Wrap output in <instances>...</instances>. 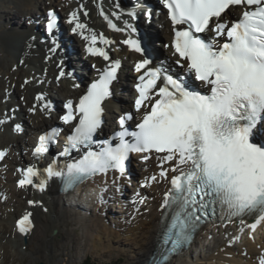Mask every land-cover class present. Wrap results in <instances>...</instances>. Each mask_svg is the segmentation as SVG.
<instances>
[{
    "label": "snow or ice",
    "instance_id": "snow-or-ice-1",
    "mask_svg": "<svg viewBox=\"0 0 264 264\" xmlns=\"http://www.w3.org/2000/svg\"><path fill=\"white\" fill-rule=\"evenodd\" d=\"M162 3L173 25L171 47L179 57L175 63L182 67L186 63L187 73L194 74L203 91L169 74L164 67H151L149 58L139 60L135 71L142 74L135 86L138 93L135 108L140 110L147 104L150 110L145 111L134 130L126 127L132 115L122 116L121 130L101 143L94 137L102 126L103 104L111 95L110 85L121 66L120 60H114L88 86L75 110L72 101L66 104L63 122L71 124L78 116L64 150L58 154L69 162L57 165L53 161L43 174L29 166L20 170L22 178L18 181L21 188L32 186L43 192L50 181L59 180L63 189L68 190L110 172L124 177L126 162L133 153L145 154L144 160L153 153L163 154L158 155L161 161L158 177L170 185L159 205L164 246L153 257L152 264H168L170 254L191 241L202 216L215 215L217 210L228 222L239 219L242 225L239 231L247 228L251 239L255 238L258 226L264 225V141L257 139L264 137V0H162ZM236 6L244 9L240 17L231 22L223 19L227 10ZM101 15L110 28L122 31L103 10ZM68 23L74 24L73 33L79 32L90 41L87 51L91 55L109 59L108 52L96 44L98 39L105 45L110 40L103 34L84 36L86 25L79 22L76 12L70 14ZM127 27L133 33L137 31L130 24ZM46 28L49 33L57 28L54 11L48 13ZM206 33L214 35L206 39ZM123 43L141 54L148 49L145 37L129 38ZM4 123L5 120H0V124ZM16 130H21L19 124ZM58 132L53 129L41 135L34 155L48 152ZM5 155V151H0V159ZM168 162L172 166L164 167ZM119 177H113V184ZM158 177H146L141 188L158 183ZM34 178H39L38 182ZM146 199L137 192L133 204H143ZM98 200L104 203L102 195ZM28 204L36 206L40 202L29 200ZM32 215L25 211L16 221L19 233L29 234L33 230ZM246 218H252L253 222L246 223ZM238 239L233 237L229 242ZM256 264H264V250L258 254Z\"/></svg>",
    "mask_w": 264,
    "mask_h": 264
},
{
    "label": "bare ground",
    "instance_id": "bare-ground-1",
    "mask_svg": "<svg viewBox=\"0 0 264 264\" xmlns=\"http://www.w3.org/2000/svg\"><path fill=\"white\" fill-rule=\"evenodd\" d=\"M147 2L152 3L154 6L152 21H148L146 17L141 18V13L144 15L145 10H148ZM46 4L49 6H46ZM54 5L57 7L56 11L62 16L60 21L62 27L67 25L70 29L66 19L70 17L71 13L76 12L79 21L86 24L83 32L87 33L89 37L93 33L99 37V30H102L104 35L111 39V45L109 47L104 46V43L99 39L97 45L99 44L111 53V61L120 58L123 62L119 79L113 85L114 94L105 103L107 118H113L114 110L118 114L121 111L120 106L114 103L129 105L128 101L123 103L124 100L120 99V91L124 90L123 93L127 96V100H131L133 96L132 83H129L128 86L126 82L130 79L134 80L139 75L131 66L141 60L142 56L129 51L123 45V41L127 39L130 33L127 30V25L130 24L141 29L140 34L146 38L150 47L149 53L153 54L155 62L159 58L168 57V63L175 64L176 57L173 56L172 49L163 43L164 40L169 42L172 40L173 27L164 14L162 5L160 2L156 3L155 0H0V6L11 9L7 13L3 10L0 14V87H4L0 90V119L3 117L12 119L10 123H4L0 126V148L12 150L11 155L5 161L8 163L6 167L8 170L6 168L0 169V195L2 193L8 194V200L0 203V207L4 205L7 207L5 213L0 208V246L3 251V253L0 252V264L7 262L3 258L9 256L6 249L10 246V243L12 247L13 243L16 245V247H13V256L28 257L29 248L30 252L33 253L30 256L31 263L41 260L45 264H64L66 259L60 262L59 256H67L69 253L71 258H74L76 253L72 252L73 249L81 245L78 233L73 229L76 230L74 226L76 222L83 224L82 242L86 241L87 245L92 248L104 247V249H107L104 246L105 243L111 244L112 239L115 238L125 242L128 241V247L134 248L139 246L140 242L141 245L146 243L145 240L149 237V244L152 245L147 249V253H143L144 250H142L143 252L140 254V249L137 250L139 257H146L142 262V264H145L156 245V238L159 236L161 210L158 211V206L162 196H156V200L152 202L149 197V203L146 207L151 211L149 214L140 215L138 213L140 216L131 219L130 214L124 212L125 221L122 223L115 220L112 215L104 220L101 213H97L91 218L96 224L93 227L94 223L90 224V222L85 223L83 221L85 216L90 215L89 202L84 204L82 200H79V205L76 204L78 201L73 204L70 200V194L66 195L59 192V183L56 181H52L49 188L41 194L32 192L30 188L17 189L13 182L12 184L4 182L5 178L8 180L15 178L14 165L30 159V152L27 154L22 153L20 142L34 144V130H38L47 124L52 125L57 121L58 114L55 113L61 111V101L65 102L72 97L78 98L85 90L83 86L93 74L95 68L106 65L102 57L88 59L82 54L84 41L79 39V32L73 34L67 32L68 35H62L59 38L56 36L54 42L41 40L43 33L47 32V29L44 28L45 20H48L47 10L52 9ZM82 7L89 10L87 17L82 15ZM120 9L123 13L120 17L117 15L119 17L117 18L113 15V11H119ZM101 10L124 32L129 33L123 31L115 33L108 27L100 13ZM126 10H136L139 22L135 23L130 15L124 13ZM242 11L243 8L241 7H232L228 10L227 15L229 16L233 12L242 13ZM43 18L45 20L40 22ZM156 25L159 27H156ZM57 32L58 29H55L53 33H46L45 35L50 37L57 34ZM55 43H57L56 56L50 57L48 50L50 47L55 46ZM64 46H67V50ZM69 46H72V52L69 50ZM9 49L11 52H9ZM80 55L81 60L78 59ZM61 58L64 59L63 66L68 63L67 67L76 68V76L68 74L61 81H57L56 77L59 72L57 64ZM40 93L47 94L48 98L45 100L36 99V96ZM21 96L24 98H21ZM13 108L14 110H12ZM33 108L37 110L36 114L32 112L31 109ZM51 108L54 111H52L51 117L48 118L47 113L51 112ZM14 115L16 117H13ZM19 121H23V135L14 131V125ZM15 149L20 153L19 158H16L14 154ZM142 166L143 177L154 168L153 159L142 162ZM37 179L39 180V178ZM97 182L101 183L99 180ZM162 186H164L163 183L158 182L149 187L148 190L150 193L155 194L156 189ZM21 192H23L21 197H26L25 199L17 198ZM115 194L116 197L117 193ZM28 199L39 201L40 204L29 206L27 204ZM68 200L71 202L68 203ZM8 204L16 208L12 209L7 206ZM112 206L111 202L103 204L102 208L104 210L102 213L107 214ZM130 206L133 207V204H130ZM46 208L48 210H45ZM141 210H145V208ZM24 211H33L36 222L35 229L27 241L13 230L15 217ZM69 211L71 214H74L73 212H78V214L76 213V217L63 214L64 212L69 213ZM9 218H13L12 224L8 223ZM241 227L235 222L234 224L225 225L223 223L220 225L215 224L212 227L203 229L194 245L182 255L172 259L170 264H208L209 261H212V264H256V258L261 253L260 250L264 248V228L261 225L255 232L257 234L256 238L250 239L248 229L245 228L244 232H240ZM54 229H57L55 234L53 233ZM85 229L90 232V235H85ZM7 234L14 237V239H8ZM233 237H239V239L230 243L229 241ZM33 239L40 241L39 247L33 245ZM208 240L209 243L206 244ZM141 245L139 248H141ZM21 259L24 258L21 257Z\"/></svg>",
    "mask_w": 264,
    "mask_h": 264
},
{
    "label": "rangeland",
    "instance_id": "rangeland-1",
    "mask_svg": "<svg viewBox=\"0 0 264 264\" xmlns=\"http://www.w3.org/2000/svg\"><path fill=\"white\" fill-rule=\"evenodd\" d=\"M46 6H49V5L46 4ZM53 7H56V5H54ZM3 10L7 13L11 9H8L6 7H3V6H0V14H1V11H3ZM141 16H142L141 18H143V14L142 13H141ZM166 42H167V40H166ZM9 52H11L10 49H9ZM2 89H4V87L1 86L0 90H2ZM21 98H24V97L21 96ZM16 101H17V99H16ZM61 103H62V101H61ZM115 105H117V104H115ZM114 108H116V107H114ZM114 113H117V112H115V110H114ZM11 182L9 184H12ZM117 191H118V189H117ZM150 194H152V196H154V198H155V195L153 193H150ZM21 195H23V192H21L20 195H18L17 198L25 199V198H22ZM48 198H49V195H48ZM70 202L71 201L68 200V203H70ZM79 203H80V201H78V203H76V204L79 205ZM73 204H75V203L73 202ZM7 206H9L12 209L16 208L15 206L12 207L10 204H8ZM88 206H91L90 215L85 216V219H83V221L85 223H89V222H90V224L94 223L93 227H95L96 224L91 218H93L97 213H101V216H102V218L104 220H107L112 215V217L115 218V220L119 219V222L122 223V220H121L122 216L120 217L118 215V214H120L122 212V209L120 208L119 205L117 206V203L114 204L110 208V211H109L110 213L106 212L107 214H105V215L102 213L103 210H104L103 208L100 209V207L94 206L93 204H88ZM0 208H1L2 211H4V213L6 212L7 207L5 205L1 206ZM69 213L68 212H64L63 214H65L67 216H73V217L76 215V213L78 214V212H73L74 214H71L70 211H69ZM123 215H124V213H123ZM12 222H13V218H9L8 219V223L12 224ZM119 225H121V224H119ZM74 226L76 227V230H75V228H73V229H74L75 232L77 231L78 237L80 238L81 245L78 248L73 249L74 251H72V252L76 253V255H74L75 256L74 258H71V255L69 253H68L67 256L66 255L59 256L60 262H63L66 259L64 264H85V260L89 256L93 257V259H95V261L98 264H104L105 262H107L109 264H142V262L145 260L146 257H139V255L137 254L138 253L137 250L140 249V254L143 252L142 250H144L143 253H147V251H148L147 249L152 245V244H149V242H150L149 237L145 240L147 244L144 243V244L141 245V242H140L141 248H139L140 245L136 246L134 248L128 247V245H127L128 241L125 242L123 240H118V239L115 238L114 240L112 239V243L111 244L105 243L104 246L107 249H104V247L92 248V247L87 245L86 241L82 242V240H81V237L83 236V233H82L83 224H81L80 222H76V225L74 223ZM85 231H86V229H85ZM53 233L54 234L57 233V229H54ZM85 235H90V232L86 231ZM6 236L10 240L14 239V237H12V236H10L8 234ZM141 237H143L145 239V237L143 235H141ZM132 242H134V241H132ZM32 243H33V245L39 247L40 241H37L36 239H33ZM207 243H209V240L206 242V244ZM13 247H16V245L14 243H13ZM13 247H12V244L10 243V246H8V248L6 249L8 254H9V256L7 258H6V256H4L3 260L5 261V259H6V261H7L4 264H35L37 262H38L37 264H41V263L45 264L41 260L40 261H35L34 263H31L32 260H31L30 256H32L33 253L30 252L29 248H28V257L21 256L22 258H24V259H21V257L19 255L13 256L14 255L13 254L14 253V248ZM0 252L3 253L1 246H0ZM208 264H212V261H209Z\"/></svg>",
    "mask_w": 264,
    "mask_h": 264
},
{
    "label": "trees",
    "instance_id": "trees-1",
    "mask_svg": "<svg viewBox=\"0 0 264 264\" xmlns=\"http://www.w3.org/2000/svg\"><path fill=\"white\" fill-rule=\"evenodd\" d=\"M85 264H98V263L95 261V259H93V257L89 256L86 258ZM104 264H109V263L105 262Z\"/></svg>",
    "mask_w": 264,
    "mask_h": 264
},
{
    "label": "water",
    "instance_id": "water-1",
    "mask_svg": "<svg viewBox=\"0 0 264 264\" xmlns=\"http://www.w3.org/2000/svg\"><path fill=\"white\" fill-rule=\"evenodd\" d=\"M41 264H43V263H41Z\"/></svg>",
    "mask_w": 264,
    "mask_h": 264
}]
</instances>
